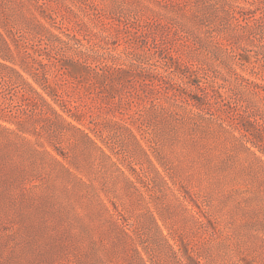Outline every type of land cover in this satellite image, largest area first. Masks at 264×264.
<instances>
[{
  "label": "rangeland",
  "instance_id": "rangeland-1",
  "mask_svg": "<svg viewBox=\"0 0 264 264\" xmlns=\"http://www.w3.org/2000/svg\"><path fill=\"white\" fill-rule=\"evenodd\" d=\"M200 4L0 0V264H264V66L217 59L218 29L256 48Z\"/></svg>",
  "mask_w": 264,
  "mask_h": 264
},
{
  "label": "trees",
  "instance_id": "trees-1",
  "mask_svg": "<svg viewBox=\"0 0 264 264\" xmlns=\"http://www.w3.org/2000/svg\"><path fill=\"white\" fill-rule=\"evenodd\" d=\"M210 1L213 2V0H210ZM205 3L207 4L205 0H201L200 5H201V8H203V10L204 9L207 10L208 9L207 6H209L210 9H212L216 14L222 11L225 18L224 17L220 18L221 20L219 23H222L223 25H225L230 22L232 23L235 22L238 25V28L241 32L248 33L247 35L250 37V40L252 43L251 45H253L256 48L253 54H249L251 51L249 50V47L244 48L243 46H240V45L235 46L236 44H232L228 37L227 39L230 43L227 40L222 39V36L220 35L222 31L218 29L217 34L214 35L217 38V42H216L217 48H215L214 56L218 59V57L225 55V59L231 61V63H233V60H236V59H238V62L243 63L244 61L248 60V58H251L252 56L255 59V62L251 58L249 60V63H253L254 64L253 66L255 67L256 64L261 62L262 66H264V33L260 34V38L258 40L260 44H255L256 37L253 35V31H252L255 29L256 26H260L261 28L264 27V10L261 8V5L263 6L264 4V0H245V6H240L238 4V1L236 2V0H223V3L214 2L212 4L211 3L208 4L207 6H204ZM207 19H209V21L210 20L213 21L212 23L216 25L215 24L217 22L216 18H213L208 15H201L202 23L206 24V22H209ZM251 23H253L256 26L252 28ZM66 35L69 38V40H64L60 36H57L59 38V43H60L59 47L65 50V52H69V51L74 50L72 42H75L76 44H78V47L74 50L76 51V55H78V59H77L78 62L81 61L83 64L85 63V64H90V65L94 64L96 68L106 67V68L113 69V68H117L120 66L119 69H121L120 71L122 74H127L129 72L128 69H126L125 67H128L129 70L132 72L134 68L138 66V64L136 63L125 62L124 60H120L119 62H116L117 60H112L109 63V61H105V58L103 56H100L98 54V52L96 51L97 49L94 48V45L85 47V45L83 44V41L80 40L78 37H76L77 36L76 34H71V35L66 34ZM44 37H41V40L48 41L47 38L42 39ZM5 45H6V52H0V57L5 61H14L15 60V50L11 47V45L6 40H5ZM95 45L102 47L100 46V43L95 44ZM240 51L242 53H240ZM38 53L39 51L35 49L32 51H24L23 57H22L23 64L26 65L24 66L25 69H28V71H30L34 76H37V72H39L40 66H43V68L46 66L44 60H40L38 58L40 56ZM0 66L6 67V70L17 73V76H19L20 78H24V76L19 70L11 67L7 63H3L2 61H0ZM174 72L176 76H179V74L176 71ZM151 73L156 74V75L160 74V72L156 71L155 73L154 70L152 71L150 70L149 74H146L148 75V79H150V77H153L150 75ZM45 81L48 83V85L44 84L45 90L48 91L47 93H49L50 95H53L51 91L47 90L50 84L49 78L46 77ZM30 85H31L30 87L31 90L29 91L33 90L32 91L34 95L33 97L36 100L40 99L43 103L49 104L44 94L38 91L36 88H34L32 84ZM156 86L159 87L160 85H156ZM254 144L257 145L256 143Z\"/></svg>",
  "mask_w": 264,
  "mask_h": 264
}]
</instances>
